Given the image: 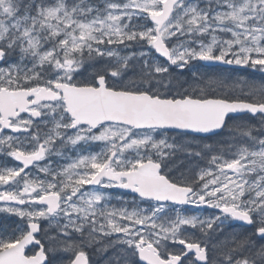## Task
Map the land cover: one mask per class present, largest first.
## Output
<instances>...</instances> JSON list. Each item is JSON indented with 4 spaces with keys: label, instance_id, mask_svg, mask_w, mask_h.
<instances>
[{
    "label": "snow or ice",
    "instance_id": "1",
    "mask_svg": "<svg viewBox=\"0 0 264 264\" xmlns=\"http://www.w3.org/2000/svg\"><path fill=\"white\" fill-rule=\"evenodd\" d=\"M249 70L264 0H0V264H264Z\"/></svg>",
    "mask_w": 264,
    "mask_h": 264
},
{
    "label": "trees",
    "instance_id": "2",
    "mask_svg": "<svg viewBox=\"0 0 264 264\" xmlns=\"http://www.w3.org/2000/svg\"><path fill=\"white\" fill-rule=\"evenodd\" d=\"M185 75H187V73H185ZM240 75L249 76V77H251L255 80H258V81L264 79V77H262L260 73L257 72V73L253 74L251 72V70H249L247 72H242V73H240ZM235 120L237 122H239V121H250L251 123H256V121L253 120L251 118V116H248V115L238 116L235 118ZM52 162L57 163V162H62V161H60L58 159L56 160V157H54L52 159ZM0 164H9L10 165V164H12V162L11 161L3 162L2 158L0 157ZM203 166H205V165L203 163H201V167H203ZM113 203H115V201H113ZM20 223H21V221H19V219L16 217H6L3 214H0V230L10 232ZM97 264H100V262L98 261Z\"/></svg>",
    "mask_w": 264,
    "mask_h": 264
},
{
    "label": "rangeland",
    "instance_id": "3",
    "mask_svg": "<svg viewBox=\"0 0 264 264\" xmlns=\"http://www.w3.org/2000/svg\"><path fill=\"white\" fill-rule=\"evenodd\" d=\"M126 199H128V198H126Z\"/></svg>",
    "mask_w": 264,
    "mask_h": 264
}]
</instances>
